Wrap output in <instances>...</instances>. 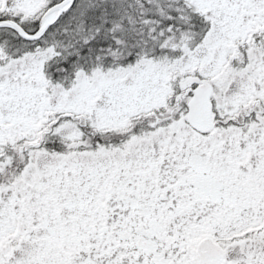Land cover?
Wrapping results in <instances>:
<instances>
[{"label": "snow or ice", "instance_id": "obj_1", "mask_svg": "<svg viewBox=\"0 0 264 264\" xmlns=\"http://www.w3.org/2000/svg\"><path fill=\"white\" fill-rule=\"evenodd\" d=\"M0 264H264V0H0Z\"/></svg>", "mask_w": 264, "mask_h": 264}]
</instances>
